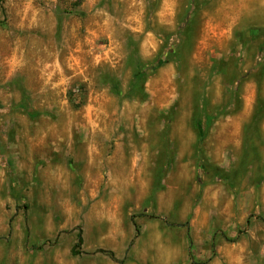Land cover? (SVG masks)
I'll use <instances>...</instances> for the list:
<instances>
[{
  "label": "rangeland",
  "instance_id": "obj_1",
  "mask_svg": "<svg viewBox=\"0 0 264 264\" xmlns=\"http://www.w3.org/2000/svg\"><path fill=\"white\" fill-rule=\"evenodd\" d=\"M0 264H264V0H0Z\"/></svg>",
  "mask_w": 264,
  "mask_h": 264
},
{
  "label": "bare ground",
  "instance_id": "obj_2",
  "mask_svg": "<svg viewBox=\"0 0 264 264\" xmlns=\"http://www.w3.org/2000/svg\"><path fill=\"white\" fill-rule=\"evenodd\" d=\"M16 50H17V48H16ZM19 50V49H18ZM17 55V54H16ZM26 60V59H25ZM20 64H21V61H19V58H18V56H14V58L12 59V66L13 67H16V66H19V69H22L21 67L23 66V65H21V67H20ZM25 65H28V64H25ZM12 67V68H13ZM26 70V69H25Z\"/></svg>",
  "mask_w": 264,
  "mask_h": 264
},
{
  "label": "trees",
  "instance_id": "obj_3",
  "mask_svg": "<svg viewBox=\"0 0 264 264\" xmlns=\"http://www.w3.org/2000/svg\"><path fill=\"white\" fill-rule=\"evenodd\" d=\"M137 233H139V231H138V227H137ZM82 243H83L82 236L79 235V241H78V244L75 246L74 251H73L74 254H77V250H78V248H80V247L82 246ZM102 252H103V251H102ZM112 256H113V258H115L114 255H112Z\"/></svg>",
  "mask_w": 264,
  "mask_h": 264
}]
</instances>
